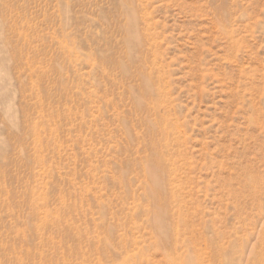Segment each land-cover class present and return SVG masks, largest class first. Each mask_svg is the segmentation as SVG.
Masks as SVG:
<instances>
[{
    "label": "rangeland",
    "instance_id": "374dc122",
    "mask_svg": "<svg viewBox=\"0 0 264 264\" xmlns=\"http://www.w3.org/2000/svg\"><path fill=\"white\" fill-rule=\"evenodd\" d=\"M0 264H264V0H0Z\"/></svg>",
    "mask_w": 264,
    "mask_h": 264
},
{
    "label": "bare ground",
    "instance_id": "6f19581e",
    "mask_svg": "<svg viewBox=\"0 0 264 264\" xmlns=\"http://www.w3.org/2000/svg\"><path fill=\"white\" fill-rule=\"evenodd\" d=\"M150 179H151V181H153V180H154V178H153V176H152V175L150 176Z\"/></svg>",
    "mask_w": 264,
    "mask_h": 264
}]
</instances>
